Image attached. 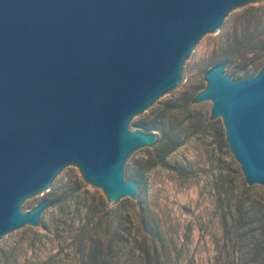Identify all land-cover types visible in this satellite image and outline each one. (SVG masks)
Instances as JSON below:
<instances>
[{"label":"water","instance_id":"obj_1","mask_svg":"<svg viewBox=\"0 0 264 264\" xmlns=\"http://www.w3.org/2000/svg\"><path fill=\"white\" fill-rule=\"evenodd\" d=\"M262 1L0 0V246L47 225L49 201L24 210L73 165L109 201L138 202L127 165L157 134L130 127L182 89L233 11ZM224 67L194 101L212 104L244 180L264 186V65L238 80Z\"/></svg>","mask_w":264,"mask_h":264},{"label":"rangeland","instance_id":"obj_2","mask_svg":"<svg viewBox=\"0 0 264 264\" xmlns=\"http://www.w3.org/2000/svg\"><path fill=\"white\" fill-rule=\"evenodd\" d=\"M223 59L234 80L245 73L253 76L264 65V1L233 11L231 22L218 36H209L187 63L182 89L142 118H158L159 127L180 144L164 164H146L156 141L127 165V180L134 161L143 174L138 202L109 201L73 165L51 190L56 203L47 225L40 231L37 226L16 231L0 246V264H82L76 235L84 214L78 209L96 203L93 195L105 202L112 217L121 215L127 226L128 219L138 225L140 207L148 208L164 230L173 264H249L245 249L252 235L261 239L264 230V186L244 180L226 142L222 119L210 117L212 104L192 100L207 85L205 73ZM241 67L247 72L232 74ZM130 129L142 130L135 124ZM160 129L151 130L157 140ZM71 188L76 190L73 194L62 195ZM47 195H38L24 212ZM118 225L116 217L112 228Z\"/></svg>","mask_w":264,"mask_h":264},{"label":"trees","instance_id":"obj_3","mask_svg":"<svg viewBox=\"0 0 264 264\" xmlns=\"http://www.w3.org/2000/svg\"><path fill=\"white\" fill-rule=\"evenodd\" d=\"M227 62V59H223L216 64ZM240 71L247 72L245 67H241L236 68L232 74ZM248 76L250 74H244V77ZM135 126L148 133H152L153 129L161 128V136L157 140L159 142L154 147L153 154L146 160L148 167L164 164L166 156L180 144L176 136L167 135L164 128L159 127L161 123L156 117L151 120L141 119L135 123ZM138 164L134 161L128 174L130 180L135 181L139 189L144 180L143 174L138 173ZM75 191L71 188V190L63 191L62 195L70 196ZM54 195V191H50L47 195L46 200L49 201V206L56 203ZM92 199L97 202L83 205L82 209H78L80 214L82 210L84 214V222L76 235L77 250L81 255L82 264H173L171 249L164 230L148 208L140 207L141 219L138 225L134 226L133 221L128 219L130 225L127 226L122 224L121 215L112 217L100 197L93 195ZM116 217H118L119 225L113 229L112 223ZM240 217H243L242 213ZM134 227L135 231H133ZM261 237L257 239L252 235V241L245 249L249 264H264V230L261 232ZM8 257L9 254L5 256L6 261Z\"/></svg>","mask_w":264,"mask_h":264}]
</instances>
